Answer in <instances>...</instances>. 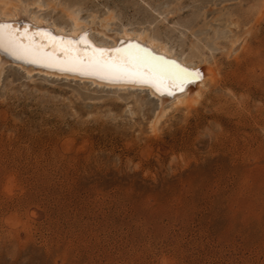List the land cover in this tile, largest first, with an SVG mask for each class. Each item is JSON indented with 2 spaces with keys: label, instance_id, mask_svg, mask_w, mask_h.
Returning a JSON list of instances; mask_svg holds the SVG:
<instances>
[{
  "label": "rangeland",
  "instance_id": "374dc122",
  "mask_svg": "<svg viewBox=\"0 0 264 264\" xmlns=\"http://www.w3.org/2000/svg\"><path fill=\"white\" fill-rule=\"evenodd\" d=\"M56 1L196 37L227 85L154 135L144 92L6 67L0 264H264V0Z\"/></svg>",
  "mask_w": 264,
  "mask_h": 264
},
{
  "label": "bare ground",
  "instance_id": "6f19581e",
  "mask_svg": "<svg viewBox=\"0 0 264 264\" xmlns=\"http://www.w3.org/2000/svg\"><path fill=\"white\" fill-rule=\"evenodd\" d=\"M61 4L56 0L46 2L40 0H32L30 2L27 0H0V21L14 22L21 26L27 23L33 26V30L43 29L53 36L72 37L87 30V38L98 47H118L120 46V40L139 42L152 50L154 55L162 57L167 62H174L181 67L199 71L202 78L186 85L183 92H178L173 97L167 94L161 95L155 92V90L146 87L112 85L71 73H61L0 54V81L6 67L14 66L20 69L28 79H31L34 75H43L50 78L76 80L79 83L85 82L91 86L105 87L107 89L113 88L114 90L121 91L135 90L136 92L138 90L144 92L146 97L154 99L157 103L156 110L153 113L152 119L150 118L151 120H149L148 125L151 134L154 135L157 133L162 120L169 112L184 111L185 113H190L201 102L205 89L208 87L217 89L227 85L214 58L205 53L208 43L206 44L196 37L186 47L178 49L171 40L161 36L158 31L153 29L151 22L140 23L137 26H134L130 22L117 23V21L119 22L118 16L113 9H104L106 11L100 14L97 13L98 11L84 13L78 5ZM48 7H52L54 11L60 8L61 16L54 18L51 14L45 13L44 10ZM169 13L171 11H167V14ZM218 34L220 33L218 32ZM228 37L214 34L212 37L213 44L217 46L221 39H228ZM42 39V36L38 35L36 37L37 42H40ZM230 43V49H233L236 41Z\"/></svg>",
  "mask_w": 264,
  "mask_h": 264
},
{
  "label": "snow or ice",
  "instance_id": "6c2138e0",
  "mask_svg": "<svg viewBox=\"0 0 264 264\" xmlns=\"http://www.w3.org/2000/svg\"><path fill=\"white\" fill-rule=\"evenodd\" d=\"M43 39L37 42L36 37ZM87 30L77 36H53L30 24L0 21V54L61 73H71L112 85H132L175 96L200 80L199 71L154 55L139 42L120 40L118 47L94 45Z\"/></svg>",
  "mask_w": 264,
  "mask_h": 264
}]
</instances>
